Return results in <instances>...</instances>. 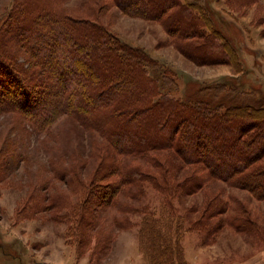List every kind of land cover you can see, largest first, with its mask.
<instances>
[{"label":"trees","instance_id":"obj_1","mask_svg":"<svg viewBox=\"0 0 264 264\" xmlns=\"http://www.w3.org/2000/svg\"><path fill=\"white\" fill-rule=\"evenodd\" d=\"M258 1L227 2L240 10ZM112 5L160 22L198 64L230 63L242 70L233 37L194 0H14L0 27V117L13 119L29 137L45 133L65 116L102 135L104 145L96 146L101 162L85 182L83 204L75 209L72 201L64 203L67 212L76 213L80 243L105 226L93 211L96 201H113L127 189L135 207L123 206L124 214L141 216L136 221L116 217L114 226L137 223L147 264H191L183 235L215 232L224 217L212 220L228 212L229 199L224 188L218 189L192 220L177 202L183 195L222 180L264 200V105L239 98L233 104L225 105L224 99L211 104L164 90L148 71L154 59L146 49L123 42L101 20ZM11 147V154L18 152ZM187 165L190 172L180 178ZM81 166L79 161L70 168V175L83 186ZM51 170L60 180L67 171ZM148 184L161 192L160 202L134 205ZM228 217L232 222L244 218ZM97 234V245L108 246L111 235L102 229Z\"/></svg>","mask_w":264,"mask_h":264},{"label":"rangeland","instance_id":"obj_2","mask_svg":"<svg viewBox=\"0 0 264 264\" xmlns=\"http://www.w3.org/2000/svg\"><path fill=\"white\" fill-rule=\"evenodd\" d=\"M194 1L207 7L215 25L233 37L242 70L230 63L198 64L172 42L174 38L160 22L133 17L117 5H112L101 20L123 42L146 49L154 59L148 65L149 73L172 95L211 104L221 99L225 105L233 104L239 98L256 106L264 105V0L241 6L240 10L232 8L228 0ZM13 3L14 0H0V27ZM11 143L23 157L10 153ZM104 143L98 131L85 128L70 117H62L45 133H32L30 137L16 128L13 119L0 117V264H147L139 246L137 223L129 221L125 228L114 226L116 217L128 216L136 221L141 216L140 212L124 214L123 206L135 207L129 204L134 202L125 194L127 189L113 201L107 195L109 202L102 204L92 197L96 201L93 211L105 226L100 225L84 243L76 236V213L67 212L64 204L72 201L75 209L83 204L89 186L85 182L90 181L101 162L96 146ZM79 161L83 186L70 175V168ZM52 167L67 170L62 180ZM189 169L188 165L183 168L179 177L189 173ZM70 178L75 183L73 189ZM220 188H224L225 198L229 199V210L213 218L215 222L224 217L216 223L219 226L215 232L204 236L203 231L185 232L187 261L196 256L198 264H228L252 257L264 248V200L245 189L222 180L212 181L198 192L183 195L177 201L180 210L187 212L190 219H197L201 206ZM146 191L134 205L144 202L158 205L161 192L151 184ZM229 214L246 220L232 222ZM101 229L111 235L104 248L97 245ZM133 239L134 247L129 244Z\"/></svg>","mask_w":264,"mask_h":264},{"label":"crops","instance_id":"obj_3","mask_svg":"<svg viewBox=\"0 0 264 264\" xmlns=\"http://www.w3.org/2000/svg\"><path fill=\"white\" fill-rule=\"evenodd\" d=\"M130 245L133 247L136 244V241L134 239L129 242ZM191 264H198L196 256L191 257L189 260ZM228 264H264V248L260 251H258L254 256L246 258L245 260H236Z\"/></svg>","mask_w":264,"mask_h":264}]
</instances>
